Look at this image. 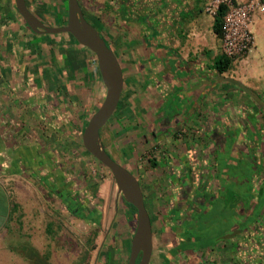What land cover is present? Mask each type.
<instances>
[{
	"label": "rangeland",
	"instance_id": "1",
	"mask_svg": "<svg viewBox=\"0 0 264 264\" xmlns=\"http://www.w3.org/2000/svg\"><path fill=\"white\" fill-rule=\"evenodd\" d=\"M25 1L32 13L47 26L60 27L67 22V0ZM260 1L261 7L255 12L252 24L254 46L246 55L234 61L232 69L223 75L240 81L264 104V0ZM78 2L85 19L104 33L114 48L118 22L116 0ZM213 2L207 0L204 11ZM0 13L4 14L0 18L6 24L11 22L8 41L4 42V47L0 45V66L5 70L0 71V118L9 116L11 128H19L22 136L27 135V139L37 137L45 144L58 166L56 170L64 173L66 178L69 176L70 182L67 184L63 178L61 184L53 185V192L49 191L50 188L46 189L45 185L40 184V178L51 176L47 168L27 170L14 181H1L8 189L10 198L18 202L20 214V221H12L14 232L11 233L14 247L21 244L15 247L19 259L12 257L10 264H34L36 258L31 250L38 253L40 258L47 257L48 264H127L136 217L127 214L124 199L118 193L111 173L89 155L81 143L84 122L89 120L105 97V88L95 80L97 70L93 65L94 60L92 57L88 59L83 51L74 56L72 50H76L72 47L76 44L70 41L68 35L36 37L29 34L17 15L14 0H0ZM211 21V17L203 14L202 23L210 24ZM41 50L44 55L42 60L36 62V59L34 62L31 57L34 53L41 55ZM151 59L156 58L153 55ZM13 66H17L20 72L12 70ZM32 86L39 92L47 93L45 99L48 101L42 106L43 109L29 107L24 102L25 93H30ZM118 109L103 128L101 143L115 161L121 160L123 148L127 160L130 161L134 154L135 166L141 175L140 183L141 179L147 181L149 175L154 173L146 159L148 151L140 147L139 151L137 148L133 151L132 144L136 141L132 136V113L128 109L121 116ZM6 124L0 123V129H7ZM27 162L30 164L29 159ZM243 164L248 170L246 160H243ZM157 176L150 180H158ZM17 180L20 183H16ZM15 185L18 195L13 189ZM94 188L97 197L88 204V193ZM77 192H81L79 196L83 198L79 207L82 208L81 213L84 215L91 210L94 216L92 221L69 212L62 203V194L75 196ZM144 199L148 214L155 220L154 206L158 204L156 207L162 208L159 203L161 199L155 204L148 200V196H144ZM49 225L52 226L53 236L47 233ZM223 228V222L214 224V240L217 239L216 231ZM201 229H204L202 223ZM0 260H4L5 264L7 262L6 259Z\"/></svg>",
	"mask_w": 264,
	"mask_h": 264
},
{
	"label": "crops",
	"instance_id": "2",
	"mask_svg": "<svg viewBox=\"0 0 264 264\" xmlns=\"http://www.w3.org/2000/svg\"><path fill=\"white\" fill-rule=\"evenodd\" d=\"M235 1L240 4L248 0ZM206 2L207 0H116L118 22L114 48L111 45L110 48L118 61L123 62L124 68L120 65L122 72L127 73L129 87L132 91L136 90L137 95H141L151 82L153 85L162 83L164 86V114L168 119L164 129L167 138L160 140L161 143L155 147L163 151V159L173 168L172 176L177 177L176 172L179 177H186L185 174L189 176L188 172L194 173V183L202 186L201 191L197 190L199 202L209 211L211 202H214V222L224 224V230L215 233L217 239L214 240L212 249L208 245L200 246L203 260L206 259V254H210L214 264H264V170L259 165L252 167L251 170H256L258 175L251 177L252 171L245 169L242 162L229 161L231 152L237 149L242 155L246 150L243 144H246L245 140L251 135L249 115L253 114L264 122V114L253 103L251 96L236 86L218 81V76L221 75H215L211 70L214 59L223 54L222 39L212 31L213 17L204 11ZM2 14L0 13V17H3ZM203 14L212 18L210 24L202 23ZM0 21V45L4 47V42L9 38L11 22L6 24L1 18ZM72 48L76 50H72L74 56L83 51L90 59L88 52L78 44ZM39 52L41 55L34 53L31 57L34 62L36 59V62L42 60L43 50ZM153 55L156 59L152 60ZM2 67L0 66V71L4 72ZM12 68L15 72H20L17 71V66ZM94 68L98 71V67ZM29 90L30 93L27 92L22 97L26 105L43 109L42 106L48 101L45 99L47 93L39 92L33 86ZM178 93L182 94L179 99ZM158 101L157 97H153L150 105L157 107ZM128 102L126 104L130 106L132 98ZM135 102L141 105L138 109L141 114L145 103L139 97ZM179 104L181 111L176 115ZM10 119L7 115L0 118V123L7 122L8 126L7 129H0V258L6 259V264H10L12 257L18 258L19 253L15 251V247L21 245L19 243L14 247V241L11 242V233L14 232L12 221H20L19 205L10 198L8 189L1 183L21 177L20 173L9 174L7 170L10 163L20 169L22 165L28 164L29 159L36 170H43L47 166L51 169L58 167L51 158V150L37 137L27 139V135L19 134V128H11L8 124ZM177 121L183 122L184 139L175 142L171 128ZM261 126L263 128L264 123ZM234 129L239 132L238 136H244L242 144L237 141L236 146L228 139V131ZM215 139L218 140L217 144ZM247 147L248 150L251 148L250 145ZM178 154L183 163L176 159ZM46 163L50 164L45 165ZM153 172L152 176L149 175L150 179L157 175L156 171ZM54 179L44 177L40 179V184L48 185L49 191L53 192V185L60 183L54 182ZM150 179L141 180L143 197L148 196V200L154 204L158 199L163 200L164 208L178 197L175 189L166 190L168 185L163 184L164 181L160 178L155 181ZM16 183H20L19 180ZM66 183H70L68 179ZM13 189L18 195V187L15 185ZM178 193H182L180 188ZM1 261L0 264H5L4 260Z\"/></svg>",
	"mask_w": 264,
	"mask_h": 264
},
{
	"label": "flooded vegetation",
	"instance_id": "3",
	"mask_svg": "<svg viewBox=\"0 0 264 264\" xmlns=\"http://www.w3.org/2000/svg\"><path fill=\"white\" fill-rule=\"evenodd\" d=\"M120 65L123 67V62H121ZM123 78L124 87L121 96L122 100L118 105V115L123 116L128 109H130L132 113L131 121L134 126L132 136L133 140L136 141L132 144L134 146L133 151L135 148L138 150V147L142 148V150L145 148L148 151L146 159L150 169L157 172V177L164 181L163 184L166 183L168 185L166 190L169 189L172 191L175 189V192L179 194L176 198L175 195H173L175 200L168 203L169 207L167 206L164 208L163 200L159 202L162 208H157L156 206L158 204L155 206L153 205L156 210V213H154L156 215L155 220L152 218V215L149 214L152 229V254L149 264H214L210 259V254H206V259L204 260L200 255V246L208 245L209 249H212L214 245V224L212 223V217L214 218V202H211V211L205 209V206L198 200L197 190L201 191L202 186L199 183H194V173L188 172L189 176L185 174L186 177L183 175L179 177L178 172L173 170L174 173L176 172L177 177L174 175L172 176L171 170L173 168L170 167L169 162H166V159H163V151L155 147L157 144L161 143L160 140H165L167 138V133L164 129V125L168 120L167 116H165L166 113L164 114L166 111L163 102L165 97L163 93L164 86L162 83L157 86L153 85L151 82V86L149 85L148 88H144L141 95H137L136 90L132 91L129 87L127 73L123 74ZM177 95L179 99L182 94L178 93ZM138 97L143 99V104L145 103L141 114L138 112L141 105L135 102ZM153 97H157L159 100L157 107H152L150 105V101L153 100ZM131 98L133 100L130 105L132 108L128 105V99ZM252 100L256 106L258 105L260 107L263 115L264 104L254 97H252ZM126 102L128 104H126ZM180 106L179 104V106L176 107V115L181 111ZM249 119L251 135L245 141L251 148L248 150L247 145L243 144L244 148H246L244 153L240 155V152L236 149L235 152H231L229 161L237 160V162L243 163L241 159L243 158V160H246L249 172L252 171V167L256 168L258 165L264 170V126L261 128L264 122L262 118V120H259L256 116H253V114L249 115ZM182 123L177 121L171 128L172 139L175 142L184 139ZM228 126L225 125V127ZM228 132H230L229 136L231 137H228V139L233 146H236L235 143H237V141L242 144L244 136L241 134L238 136L239 132L235 129L232 131L229 130ZM120 141L121 143L123 142L122 138ZM217 141L218 140H216L215 144L218 143ZM121 150H123L121 152V160L116 162L133 174L140 184L141 175L139 174L138 167L135 166L136 161L133 159L134 154H132L131 160L129 161L125 157L124 148ZM176 159H179L181 163H183L179 154ZM128 161L129 163H127ZM176 170L178 171V169ZM257 175L256 170L251 172V177ZM262 175L264 176V174ZM179 188L182 191L181 194L178 193ZM145 206L147 209L148 206L146 202ZM201 223L204 229H201ZM211 240L213 241L211 242Z\"/></svg>",
	"mask_w": 264,
	"mask_h": 264
},
{
	"label": "water",
	"instance_id": "4",
	"mask_svg": "<svg viewBox=\"0 0 264 264\" xmlns=\"http://www.w3.org/2000/svg\"><path fill=\"white\" fill-rule=\"evenodd\" d=\"M14 5L18 15L33 34L50 36L68 34L79 46L95 56L101 82L105 88V97L89 118L82 132L81 143L84 150L111 173L118 193L136 210V227L131 238L127 264H149L152 254V229L140 184L133 174L110 157L100 137L102 129L116 112L123 92V72L117 57L100 32L85 19L78 0H67V22L60 27L46 26L29 10L25 0H14ZM218 81L236 86L258 100L252 91L238 80L221 75L218 76Z\"/></svg>",
	"mask_w": 264,
	"mask_h": 264
},
{
	"label": "trees",
	"instance_id": "5",
	"mask_svg": "<svg viewBox=\"0 0 264 264\" xmlns=\"http://www.w3.org/2000/svg\"><path fill=\"white\" fill-rule=\"evenodd\" d=\"M234 4H236V1L235 0H231ZM31 11V9H29ZM229 11V8L227 5L225 4H220L219 7H218V10L216 12V15L213 17V25H212V31L213 33L222 39L223 37V26H224V18L225 16L227 15ZM32 12V11H31ZM18 15V13H17ZM19 19L22 20V18L18 15ZM22 23L23 25L25 26V28L30 32L32 33L29 28L26 26V24L23 22L22 20ZM45 24V23H44ZM66 24V23H65ZM47 26V24H45ZM94 26V25H93ZM95 29H97L95 26H94ZM98 30V29H97ZM102 36V38H104L106 44L110 47V42H109V39H107V37L105 36L104 33H102L100 30H98ZM64 35H68V34H64ZM70 36V35H68ZM70 41L71 42H74L75 44H77L75 42V40L70 36ZM83 48V47H82ZM84 50H86V52H88V54L90 55V57H92V59L94 60V66L97 68V62H96V58L95 56L87 49L83 48ZM233 63H234V60L233 59H230L228 57H226L225 55L223 54H220L219 56H217L214 61H213V65H212V68L211 70L214 72L215 75H223V74H226L228 73L232 67H233ZM96 77H95V80L97 81H100V85L103 87L102 85V82H101V79H100V74H99V71H97L95 73ZM88 120H86L84 122V125L82 127V131L84 130L86 124H87ZM103 130V129H102ZM102 133V131H101ZM101 133H100V137H101ZM103 145V144H102ZM104 149H105V146L103 145ZM106 151V149H105ZM107 152V151H106ZM108 153V152H107ZM11 166L10 168L7 170L9 172V174H18V173H21V172H25L27 170H35L34 169V166H31L32 164H27V165H22V170L21 168L19 169L17 166L13 165V163H10ZM50 163H46L45 165H49ZM47 168V170H49L50 172V175L51 176H48L46 175V178L48 177V179L50 180L49 177H52L54 179V182L55 181H62L63 178L67 181L68 177L67 178L64 176V173H59V171H57L56 169H51L50 166H47L45 167L43 170H45ZM35 178H37L36 176H34ZM41 179V178H40ZM45 183V182H44ZM43 183V184H44ZM87 184H89V182H87ZM42 185V184H41ZM44 186V185H43ZM46 188H50L48 185H46ZM89 192V191H88ZM79 192H77L75 194V196H72L70 194H62V203L65 205V207L68 209L69 212L77 215L78 217L80 218H83V219H87L88 221H92L94 216H93V212H90V213H87V214H84L81 213L79 207L82 205V201H83V198L79 195H81V192L78 194ZM90 194V199H88V204H90L91 202V199H95L97 197V190L94 188V189H90V192L88 193V195ZM125 206V208L127 209V214L130 215L131 217H136V210L131 206L129 205L128 203H126L124 201L123 203ZM134 231V229L132 230ZM47 233L48 235L50 236H53V231H52V226L49 225L48 228H47ZM33 252V255L34 257L36 258L34 260V264H48L47 262V257L43 256L42 258L39 257L38 253H36L35 251L31 250ZM24 255V253H23Z\"/></svg>",
	"mask_w": 264,
	"mask_h": 264
},
{
	"label": "built area",
	"instance_id": "6",
	"mask_svg": "<svg viewBox=\"0 0 264 264\" xmlns=\"http://www.w3.org/2000/svg\"><path fill=\"white\" fill-rule=\"evenodd\" d=\"M260 0L234 4L231 0H214L205 8L206 13L214 17L220 4L228 6L224 18L222 53L226 57L239 60L254 46L252 24L255 12L261 7Z\"/></svg>",
	"mask_w": 264,
	"mask_h": 264
}]
</instances>
